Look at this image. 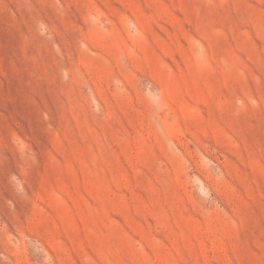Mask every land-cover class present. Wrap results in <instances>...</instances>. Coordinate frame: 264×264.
Returning a JSON list of instances; mask_svg holds the SVG:
<instances>
[{
    "label": "rangeland",
    "instance_id": "rangeland-1",
    "mask_svg": "<svg viewBox=\"0 0 264 264\" xmlns=\"http://www.w3.org/2000/svg\"><path fill=\"white\" fill-rule=\"evenodd\" d=\"M0 264H264V0H0Z\"/></svg>",
    "mask_w": 264,
    "mask_h": 264
}]
</instances>
